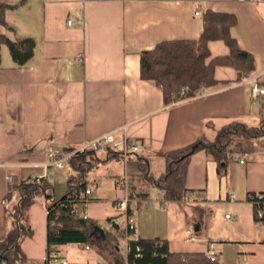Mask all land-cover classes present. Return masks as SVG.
I'll return each instance as SVG.
<instances>
[{"label":"crops","instance_id":"crops-1","mask_svg":"<svg viewBox=\"0 0 264 264\" xmlns=\"http://www.w3.org/2000/svg\"><path fill=\"white\" fill-rule=\"evenodd\" d=\"M0 1L7 5L0 33L34 41L31 57L22 65L12 59L6 45L1 47L0 241L10 227L7 198L15 195L20 182L39 172L48 146L73 147L115 131L116 141L124 137L139 145L136 152L148 159L149 172L157 175L164 170V162L155 153L183 147L199 137L211 139L230 121L255 126L264 115V93L254 98L249 94L252 84L264 88V0ZM204 9L234 15L229 32L238 47L251 54L252 69L235 81L233 65L217 64L214 78L232 83L164 104L159 88L139 78L138 53L159 40L197 38ZM207 46L213 56L225 52L221 40H210ZM239 156L234 155L218 173L203 150L192 153L184 174L188 193L181 202H163L162 191L141 180L135 182L139 173L130 157L124 166L121 160L106 157L88 174L89 184H94L88 195L92 200L77 210L108 224L114 214L106 210L107 199L92 195L101 183L89 175L100 167L105 176L114 177L117 187L124 172L132 197L143 195L128 201L132 216L131 203L136 207L157 203L162 212L169 208L172 217L186 219L179 228H172L168 219L159 232L135 226L138 238L165 240L168 252L210 249L225 264H264V227L252 220L246 201L248 194L264 192V152L248 155L244 162L236 161ZM122 195L117 191L110 203ZM225 207L233 214L230 224L212 220L211 209ZM28 223L33 231L31 209ZM44 230L42 264L46 213ZM32 243L34 232L20 244L26 256L21 264L34 263Z\"/></svg>","mask_w":264,"mask_h":264},{"label":"trees","instance_id":"trees-1","mask_svg":"<svg viewBox=\"0 0 264 264\" xmlns=\"http://www.w3.org/2000/svg\"><path fill=\"white\" fill-rule=\"evenodd\" d=\"M7 5L0 1V24L5 25ZM201 30L195 39H164L159 40L151 48L142 49L138 53V76L141 80L152 81L159 88L162 102L185 100L229 85L231 81H219L213 76V68L217 64H230L236 68L235 81L246 76L252 69V56L238 47L230 35L229 28L235 22L230 12L204 9L201 12ZM221 40L225 47L222 55L213 56L207 46L210 40ZM6 45L12 59L24 64L30 57L34 41L29 38L13 39L0 33L1 47ZM71 146L63 147L68 151ZM203 150L215 162L216 171L222 172L225 164L234 155H253L264 152V115L255 126H246L242 122L230 121L221 125L211 139L199 137L183 147L166 152L155 153L162 158L164 170L153 175L149 172L148 159L137 152L129 153L128 157L135 163L140 180L146 185L162 191L163 202H181L188 190L184 188L185 166L189 156L195 151ZM121 160L120 151L112 149L104 151H86L76 154L68 161L73 173L67 180V190L55 198L50 181L40 184L22 181L16 187V197L11 206L5 209L10 227L0 241V262L5 264H21L26 256L21 249V241L33 236L29 226V209L37 196H42V205L46 213V255L57 246L67 244H83L108 264H124L120 254L121 230L117 227L106 229L94 219H83L79 216L77 206L89 203L85 190L89 184L88 174L106 157ZM143 197H132L127 186L128 201H138ZM254 206L251 207L252 220ZM109 220V218H108ZM107 220V221H108ZM103 228L101 235L95 227ZM264 227V226H263ZM126 261L130 264H225L216 258L210 260L200 252H168L166 241L159 238H137L128 242Z\"/></svg>","mask_w":264,"mask_h":264},{"label":"built area","instance_id":"built-area-1","mask_svg":"<svg viewBox=\"0 0 264 264\" xmlns=\"http://www.w3.org/2000/svg\"><path fill=\"white\" fill-rule=\"evenodd\" d=\"M198 11L195 10L193 14H197ZM67 23H71V19H67ZM82 57L78 56L77 61H81ZM264 93V88L256 86L252 84L250 86L249 94L250 97L254 98L256 95H260ZM115 131L108 132L101 137L92 140V141H82L78 143L76 146H73L72 149L68 151H63L54 146H48L45 154V160L39 166L40 170L38 173L32 174L28 178V182L34 184H40L43 181H50L52 176L57 172L63 170L66 165H68V161L76 154H82L86 151H104L108 149H112L115 151H120L122 154V164L127 161L128 155L131 152H136L139 148V145L135 142H131L126 140L124 137L120 141H116L115 139ZM248 158L247 154H242L236 158L237 162H244L245 159ZM7 183H11V177L6 178ZM117 186L122 190L123 195L117 201H114L113 206L115 208V214L109 218L108 226L110 228H119L121 230V241L118 247L120 254H122L124 258V264H130L126 261V255L128 250V242L134 241L138 237L134 234V217L128 212L127 204V180L125 177V173L118 179ZM94 187V184H91L90 188L85 190V195L88 196L91 192V189ZM229 198L233 199V194H229ZM247 203L250 207L254 206V216L256 218V223L264 226V192H256L250 193L246 197ZM87 203L82 204L83 206ZM79 216L83 219H87V215L85 211L79 213ZM122 216V219L120 217ZM224 217H228L225 215ZM190 241H193L192 237L188 238ZM81 248L84 250H91V248L87 245L79 244ZM210 260L215 259V255L213 252L208 249L204 253ZM45 264H69L66 257L63 255V250L61 246H57L51 250L48 255H45L44 258ZM4 263V262H3ZM94 264H108L102 258L96 257Z\"/></svg>","mask_w":264,"mask_h":264},{"label":"rangeland","instance_id":"rangeland-1","mask_svg":"<svg viewBox=\"0 0 264 264\" xmlns=\"http://www.w3.org/2000/svg\"><path fill=\"white\" fill-rule=\"evenodd\" d=\"M105 152H102L103 156ZM120 169H118V172ZM73 173V170L66 165V167L54 174L50 180V183L53 188V194L55 198H60L67 190V180L69 176ZM89 178H95L97 181H100L101 185L98 189L92 190V195H97L103 199H107V208L106 210L111 211L115 214V208L110 203V200L116 196V192L119 191L123 194L122 190L117 186L114 185V177L105 176L103 169L99 167L98 170L93 171ZM91 184L87 185V188H90ZM16 195L10 196L8 199V207L12 205L13 200L15 199ZM118 200V199H117ZM115 200V201H117ZM134 203H131V208L134 217V226L140 227L143 226L144 228L151 229L154 228L155 231H161L166 224L170 221V226L172 228H179L180 225L185 224L186 219L180 221V217L174 218L172 217V213H170L169 208H166V211L162 212L160 206L155 203L149 206H139L136 207ZM31 214L33 217V232H34V243L32 246V254L35 256V260L33 264H42L41 256L44 254V226H45V211L42 205V196H37L35 198V202L32 205ZM211 217L212 220L216 221H225L226 224H230L233 220V214L229 207H225L223 209L213 208L211 209ZM178 213V212H177ZM227 214L229 219H224L223 215ZM174 215V214H173ZM231 217V218H230ZM122 219V216L120 217ZM106 219L101 220L100 224L102 227L109 229L108 224H106ZM258 227H263L262 225L255 223ZM29 240V238H24V240ZM29 244V243H26ZM24 246V243H22ZM27 246V245H25ZM29 246V245H28ZM63 255L69 261V264H94L96 259L95 253L87 252L83 248L79 246V244H67L62 246ZM72 262V263H71Z\"/></svg>","mask_w":264,"mask_h":264},{"label":"water","instance_id":"water-1","mask_svg":"<svg viewBox=\"0 0 264 264\" xmlns=\"http://www.w3.org/2000/svg\"><path fill=\"white\" fill-rule=\"evenodd\" d=\"M95 230H96L97 232H99L101 235L104 234V230H103V228H101V227H99V226H96V227H95Z\"/></svg>","mask_w":264,"mask_h":264}]
</instances>
